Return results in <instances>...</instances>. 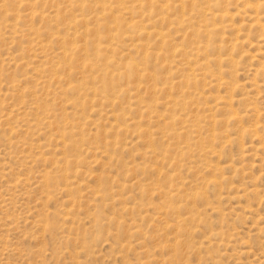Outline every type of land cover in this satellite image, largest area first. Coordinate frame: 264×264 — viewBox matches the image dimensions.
I'll list each match as a JSON object with an SVG mask.
<instances>
[{"label":"rangeland","instance_id":"obj_1","mask_svg":"<svg viewBox=\"0 0 264 264\" xmlns=\"http://www.w3.org/2000/svg\"><path fill=\"white\" fill-rule=\"evenodd\" d=\"M44 1L0 0V264H264V53L257 50H264V45H253L263 37L264 30L250 28V21L241 17L234 21L236 28L223 32L232 42L236 38L247 39L234 49L237 65L230 70L234 74L229 75V68L223 64L222 68L228 70L223 77L238 86L234 95L240 102L235 100L233 107L244 116L240 126L251 128L256 122L260 123L258 136H253L256 139L249 135L241 138L243 148L240 143H235L237 145L233 144L230 149H221L222 140H214L216 143L207 136L206 130L211 129L208 126L203 128V136L199 134L198 140L203 139L204 147L221 149L222 156L218 159L194 152L183 163L175 165V147L184 138L173 135L164 118L179 113L193 120H207L210 112L205 111L204 106L197 107L194 103L197 98L186 92L182 94L178 87L166 90V96V92L153 93L154 89L150 87L153 88L156 82V88H160L166 81L183 85L182 77L188 68V62L184 61L190 58L191 43L207 40L206 34L204 40L200 35L197 39L198 36L192 33V29L198 28V20L191 21V25H174L172 28L163 25V31H169L172 45L182 43V56L176 58L179 64L172 60L170 64L167 62L171 66L168 72L159 70V64L163 63L160 58L151 59L148 78L139 73V80L132 83L119 76L124 63L131 56L139 63L145 58L140 49L135 53L129 42L120 43L107 53L113 60L109 66L100 63L87 70L82 65L87 58L75 55V64L69 70V61L59 50L62 44L56 40L57 37L65 42L70 39L61 21L52 20L49 24L38 16H30L31 6L49 16H53L52 5L59 2L64 7L59 0ZM200 3L203 1H198L203 11L205 5ZM30 24L47 45L46 50L35 47V36L28 30ZM192 25L194 28H188ZM237 25L241 29L238 35L235 34ZM182 35L186 38H181ZM220 38V35L215 39L213 36L216 44L220 43ZM249 42H253L252 46ZM83 43L92 55L94 43L82 38L79 44ZM149 47L152 49L149 51L156 53L160 44L150 41ZM200 57L204 58V54ZM12 58L19 60L17 64L10 62ZM88 59L94 62V57ZM53 68L58 71L56 74H53ZM214 68L216 71H211L219 73L218 68ZM158 70V80H154L152 75ZM91 75L112 78L113 92L118 98H115L114 106H110L105 93L99 94V87L95 93L89 86ZM54 78L63 81L59 84ZM48 79L53 81L47 82ZM82 79H85V87ZM37 80L44 82L40 84ZM205 82L210 79H201L198 88ZM120 90L124 94H119ZM224 91V87L219 91L209 88L202 95L206 100L201 97L199 101L211 102L216 92L223 94ZM170 93L180 106L172 109L162 104ZM153 98L159 102H153ZM181 99L188 105V111H180ZM246 106L255 108L258 113L248 111ZM221 113L215 115L217 120L226 117L224 112ZM131 119L136 120V126L129 125L124 132L115 128L122 122L128 124ZM48 121L52 122L50 126ZM219 124L217 129L213 127L214 131L218 134L227 132L235 138L238 125ZM58 127L67 135L65 144L55 141V128ZM204 135L213 146L206 142ZM198 140L197 143L201 142ZM241 151L248 156L244 152L241 159ZM212 177L220 185L212 186L208 182ZM177 188L181 191L178 199L172 196V189ZM195 188L197 192H205L203 200L184 196V192ZM98 189L101 193L95 198L93 193ZM170 203L178 208L182 217H186L188 211L198 210L193 214L200 220L194 223L189 220L179 225L182 227L178 230L173 221L176 214L161 209ZM166 223L175 224L174 228H167Z\"/></svg>","mask_w":264,"mask_h":264},{"label":"bare ground","instance_id":"obj_2","mask_svg":"<svg viewBox=\"0 0 264 264\" xmlns=\"http://www.w3.org/2000/svg\"><path fill=\"white\" fill-rule=\"evenodd\" d=\"M59 1H61V3L64 4V7L61 6V4H59V2L52 5L51 7L54 8V11L52 10L53 16H49L48 14H46L43 11L38 12L36 10V8H34L33 6H31L30 16L31 17L38 16L42 21H44V23H49L52 20H54V21L56 20L57 22L61 21L60 23L64 26V29L66 30V33H67L68 37H70V39L69 40L67 39V42H65L63 39L60 40L57 37L56 40L61 42V44H62V46L59 48V50H60V53L64 57H66L67 60L69 61V64H67L68 69L71 70L73 68V66L75 64L74 63V56L75 55L83 56V57L87 58L85 60V62H82L83 67L87 70H91V69L95 68L100 63H105L109 66L110 64H113V60L110 57H107V53L110 54L115 49V47L120 46V43L129 42L131 44V46L133 47V51L135 53H138L139 52L138 49H140L142 55L144 56L143 59L145 58L143 63H139V62H137V60L135 58H133L131 56L127 60V62L124 63L123 72L119 73L117 71L119 73V76H124L128 82H132V83L137 82L139 75L147 76V73L149 71V64H151V59L160 58L163 62V63L159 64L160 69L153 67L154 70L155 69H159V70L162 69L163 71H168V72H170L171 66L167 65V62L169 63L170 60H172V63L180 62L176 58L179 57L180 55L182 56L183 46H182L181 42H183V41H180V42L178 41L179 43H181V45H175V43H174V45H172L173 43L170 41L171 36H170V34H168L169 31L164 32L163 27H162L163 25L167 24L170 28H172V26H174V25H176V26H178V25L179 26L191 25V21L198 20V21H196L199 23L198 28L195 27L198 30L192 29V33L194 36L200 35L201 38L202 37L204 38L205 34H206L205 38L207 40L205 42H202L201 39H200L201 41H193L192 40L193 38L191 37L192 38L191 41H193V42L191 43V47L189 49V53H190L189 57L190 58L189 59L185 58V60L186 59H188V60L184 61V62H188V63H186V66L188 68H187V71L185 72L186 74H184L182 77L183 81H181V82L183 83V85H179L176 83H175L176 84L175 85L173 81L169 80L170 82L166 81V82L162 83V87L156 88V86H155L156 82L153 81V79H152V81L155 83H153V86H152L153 88L150 87L151 90L154 89L153 93H155V91L166 92V90H168V89H172V88L175 89V87H178V88H180L182 94H183V92H186L188 95H194L197 98V100L195 99L197 102H194L195 104H197L196 105L197 107L198 106H200V107L204 106V110L207 112H210L209 115L206 114L207 120L200 119V118H196L195 120L190 119L191 118L190 113H189L190 116L188 115L190 118L183 117L179 113H177V114L173 113L169 117L164 118V120L168 123L167 124L169 126L168 130L170 132H172L173 135L179 136L180 139L184 138V140H182L180 143H178L177 148L175 147V149H176V155H175L176 157L174 158L175 165L176 164L178 165L181 162L183 163V161L186 160L190 155L194 154V152H196V153L199 152V153H203V154L206 153L211 158L215 157V158L219 159L220 156H222V153L220 152V150L222 148L225 149V148L229 147L228 149H230V146H232L233 144L237 145L235 143H240V146H241L243 143H241L239 140H241V138H243L244 136L249 135V137L252 136L251 139L252 138L256 139V137H253V136H258L257 133H259L258 129L260 127L259 126L260 123L256 122L255 124L252 125L251 128L243 127L242 125L240 126L239 123H242L241 122L242 117H244V116L241 115V113L239 111H237V109L234 108L235 106L233 107V105H234L233 103L236 100L235 95H234V91L236 89H238V86H236L235 82L228 81V79L226 80L223 77L225 75L224 73L228 70H229L228 71L229 75L234 74L233 70L230 71L232 68H234V67L236 68V65H237V60L234 57L235 56L234 52L236 50H234V49H237L236 48L237 45H239V44L242 45V43H244V42L246 43L247 39H246V37H244V38L241 37L242 39L236 38L232 42L227 37H225V34L223 32L225 30H233L234 28H236L234 21L237 18L241 19V17H246L248 19V21H250V25H252V26L249 25L250 28L254 27L258 30L260 29V31L261 30L263 31L264 30V24H263L264 22L262 23L261 19L264 18V11H262V10H264L263 9L264 8V0H257L255 2H253V0H59ZM198 1H200V2L203 1L202 4L200 3L201 5H205V6H202V8L203 7L205 8V9L203 8L204 9L203 11H201L202 9H200L201 7L199 6ZM44 2L46 3L47 0H45ZM48 2H50V1H48ZM92 8H94V10ZM64 17L67 19H65ZM16 18H17V15H16ZM240 21L238 24H240L241 22L243 23V21H241V22ZM263 21H264V19H263ZM236 23H237V21H236ZM193 24H194V22H193ZM196 26H197V24H196ZM190 27L194 28L193 25L188 26V28H190ZM173 28H175V27H173ZM237 28H238V30H236V33H235L236 35L241 33V29H239L238 25H237ZM167 29H169V28H167ZM176 29H179V28L176 27ZM181 29H183V28H181ZM28 30L30 32H32V34L35 36V38L33 40V42L35 43V47L46 50L47 45L45 43H43V41L41 40L42 37L40 35L37 36V30L34 28V26L32 24L28 25ZM178 31L180 32V30H177V32ZM188 31L190 32L189 29H188ZM238 31H240V32H238ZM248 31L249 30H247L246 32H248ZM181 32H182V30H181ZM170 33H171V31H170ZM171 34H173V33H171ZM202 34H204V36H202ZM218 35L221 36V38H220L221 44L220 43L216 44L213 40V36L215 39L216 36H218ZM39 36H40V38H39ZM56 36H57V34H56ZM241 36H242V34H241ZM182 37H183V35L181 36V38ZM186 37H187V34H186ZM200 37L198 36L197 39ZM66 38H67V36H66ZM82 38H84L85 40L91 39L92 43H94L93 44L94 47L91 48L92 49V55L89 54L88 49L84 45V43L79 44V41L81 42ZM205 38H204V40H205ZM177 39L179 40V38H177ZM189 39H190V37H189ZM44 40H46V39H44ZM150 41H154L155 43L160 44V48L158 51L156 50L157 51L156 53L149 51V50H152L151 47H149ZM186 42H188V38H187ZM249 43H251V42H249ZM252 43H251V46H252ZM183 44L185 45V42ZM254 44H258L260 47L263 46L264 45V35H263V37H260L255 43H253V45ZM155 47L157 49V46H155ZM185 47H184V49H185ZM257 50L260 53H264L263 52L264 50H261V48H258ZM184 52H183V54H184ZM207 53L213 54V55H207L206 56ZM117 54H119V53L117 52ZM203 54H204V58L203 57L201 58L200 56ZM166 55H169V56L171 55L170 59ZM263 55L264 54H262V58H264ZM91 56H92V59L94 57L93 63L91 62L90 59H88ZM209 56H211V58H208ZM125 58H127V57H125ZM18 61L19 60L16 58L10 59V62H13L16 64ZM189 61H193L194 63H192V65H191V63ZM57 63H55V64H57ZM223 64H224V66L226 65L229 69L224 70V68H222ZM141 65L143 66V68L141 67ZM51 66H52V64H51ZM215 66L219 70V73L217 72L218 75H217V73H214L213 71H211L213 69H214V71H216L214 68ZM55 67L58 68V66H56V65H55ZM43 68H45V67H43ZM258 69L260 70V68H258ZM261 69H263V67H261ZM159 70L155 71V75L154 74L152 75V78L154 77V80L158 78ZM236 70H235V72H236ZM52 71H53V74L54 73L56 74L58 72L56 69L54 70V68L52 69ZM260 71H262V70H260ZM88 72L89 71H87V73ZM168 72H166V73L169 75ZM118 73H115V74H118ZM160 73H161V71H160ZM256 73H258V71ZM103 77H105V76H103ZM147 78H148V76H147ZM206 78H209L210 82H205V84H201L202 85L201 88H198L199 87V81L201 79L206 80ZM229 78H231V76H229ZM113 79H116V78H113ZM48 80L49 81H47V80H45V81H47V82L53 81V79H48ZM54 80H55V78H54ZM84 80L85 79H82V82H83L82 86L83 87H85ZM37 81H39L40 84H43V82H44V81H40V80H37ZM61 81H63V80H59L58 78H56V80H55V82L59 83V84L61 83ZM90 81L91 82L89 83V86H91V88H93V90H95V93H97L96 88L99 87V90H101L99 92V94L101 92L105 93V97L108 99L110 106H114L116 95L113 92L114 86L112 83V78H108V77L102 78L98 75L97 76L91 75ZM123 81H125V80H123ZM116 82H119V81H116ZM167 84H168V86H167ZM138 85H139V81H138ZM154 86H155V88H154ZM136 87H138V86H136ZM221 87H224L225 91L223 92V94L216 92L217 95L212 96L211 102L204 101V100H203V102L199 101V99L201 97L203 98L202 95H205V93L207 92V90H209V88H215V90L219 91V89ZM178 88H177V90H178ZM183 88H184V90H182ZM191 88L194 90L191 91ZM136 89L137 88H135V90ZM133 90H134V88H133ZM221 91H223V90H221ZM178 92H179V90L177 91V93ZM118 93L124 94L122 90L118 91ZM118 93H117V96H118ZM127 93H128V90H127ZM175 93H176V91H175ZM166 95H167V92H166L165 96ZM168 95L169 96L166 97L162 103L165 105V107H169V108L173 107L174 108L175 106L179 105L178 101L176 100V97H174V98L171 97L172 96L171 93ZM153 97H155V95ZM162 97H164V96H162ZM184 97H186V95H184L183 98ZM178 98H179V96H178ZM116 99H118V98H116ZM149 99L151 100V98H149ZM203 99H205V98H203ZM192 100H194V98ZM160 101H161V99H160ZM180 101H182V99ZM183 101L181 102L182 108L180 109V111L185 112V111H188V105H185V101L184 102ZM236 101H235V103H236ZM153 102L157 103V102H159V100L154 99ZM238 102H240V100H238ZM241 104H243V103H241ZM250 107H247L246 109H248V111L252 110L253 113L257 112V111H255V108L251 109ZM145 108H148V107H145ZM146 110L149 111L148 109H146ZM147 111H146V114H147ZM217 112H220V113L224 112L226 117L224 119L222 118L220 120L218 118V120H217L216 116H215V115H217ZM197 113H199V112L197 111ZM193 114H195L194 111H193ZM144 116H146V115H144ZM222 116H223V114H222ZM254 116H255V114H254ZM46 118H49V117H46ZM129 118H128V120H129ZM115 120H116V118H115ZM135 121L131 119L128 124H126V122H122L120 124H117V126L115 128L119 129V131H121V132H124L125 129H127V127H129V125L131 127L136 126L137 124ZM58 122H60V121H58ZM219 122L221 124L223 123L224 126H225V124L226 125L229 124V125H231L230 127H233L232 125H238L239 128L236 131H234L235 138H234V136L232 137V135L230 133L226 132V134H224L225 133L224 132L223 134H221L222 133V131H221L220 134H218L216 131H214V129H217L216 126L220 125ZM47 124L50 126L52 124V122L48 121ZM215 124H217V125L215 126ZM176 125H178V127H179L178 129H176ZM208 126L211 127V129L206 130V132L208 133L207 136L212 141L220 139L219 141L221 142V140H222L221 146H219L221 149L219 151L215 150L214 148H211V146H207V147L202 146L203 145L202 144L203 139H199V140H201V142L197 143V140L199 138V134H201L202 130H204L203 128L206 129V127H208ZM214 126L216 128L213 129ZM227 128H226V130H227ZM139 129H140V126H139ZM141 131H142V129H141ZM230 132L232 133V131H230ZM55 136H56L55 141H60L61 143L63 142V144L66 143L65 138L67 135L64 132V130H61L59 127L55 128ZM201 136H203V134H201ZM207 136L205 137V135H204V137L206 138V142L209 141ZM204 141H205V139H204ZM214 142H216V141H214ZM149 143H150V141H149ZM208 143H210V141ZM64 146H66V145H64ZM152 146H153V144H152ZM243 146L244 145H242L241 147L243 148ZM39 148L42 149L43 147H39ZM224 149H223V151H224ZM255 151H257V149H255ZM244 152L241 151V153L239 154V157L241 159L244 158V156H245L244 154L246 152L245 153ZM247 156H248V154H247ZM161 159H163V158H161ZM189 168H191V167H189ZM215 170H217V167H215ZM174 176H175V174H174ZM176 177H177V175H176ZM42 178H43V176H42ZM208 182L210 184H212V186H217L219 184L217 179H215L214 177L210 178ZM172 184H173V182H172ZM65 187H67V186L65 185ZM183 187H184V185H183ZM195 190H196V188L194 190H190V192L188 191V193L184 192V196L189 198V199L193 197V198H200L203 200V198L205 196V194H204L205 192L204 193L203 192H197V190L196 191ZM165 192H167V191H165ZM180 192L181 191L178 188L172 189V193H173L172 196L177 198V197H179ZM100 193H101V191L98 189V191L94 192L93 195L96 198L99 196ZM67 194H69V193H67ZM182 198L185 199L183 196H182ZM68 199H69V196H68ZM70 203L72 204V202H70ZM173 206L170 203L167 205H163L161 207V209L167 210V213H170L171 215L176 214L173 221L175 222L176 225L175 224L174 225L177 227L178 230H179V228L182 227L179 225H182L189 220H190V222L191 221L193 222L196 220V215L193 213L196 212V214H197L198 210L195 212L193 211V213L188 211L187 215H185L186 217H182V215L179 214L178 208L173 207ZM178 207H181V205H179ZM185 208H186V206H185ZM158 215H160V214H158ZM198 220H200V219H197L196 221H198ZM108 223H109V221H108ZM174 225L167 224V228H168V226H169V228H170V226H172L174 228ZM184 228H186V227H184ZM261 229L262 228H260V230ZM182 232H183V230H182ZM257 232H258V230H257ZM137 233H138V231H137ZM139 233H141V232L139 231ZM186 233H187V231H186ZM137 235H139V234H137ZM178 245H180V244H178ZM177 249H178V247H177Z\"/></svg>","mask_w":264,"mask_h":264}]
</instances>
